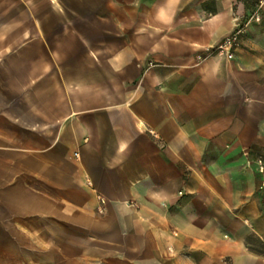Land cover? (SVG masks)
Instances as JSON below:
<instances>
[{
	"label": "crops",
	"instance_id": "0c3cea01",
	"mask_svg": "<svg viewBox=\"0 0 264 264\" xmlns=\"http://www.w3.org/2000/svg\"><path fill=\"white\" fill-rule=\"evenodd\" d=\"M261 166L264 0H0V264H264Z\"/></svg>",
	"mask_w": 264,
	"mask_h": 264
},
{
	"label": "built area",
	"instance_id": "2783aa9c",
	"mask_svg": "<svg viewBox=\"0 0 264 264\" xmlns=\"http://www.w3.org/2000/svg\"><path fill=\"white\" fill-rule=\"evenodd\" d=\"M258 21L259 18L256 17ZM240 31H234L228 37H226L218 46L207 51L209 56H217L231 60L234 56V50L239 45ZM77 156V155H76ZM260 170L263 171L264 168L261 166ZM176 235V234H175Z\"/></svg>",
	"mask_w": 264,
	"mask_h": 264
},
{
	"label": "trees",
	"instance_id": "16d2710c",
	"mask_svg": "<svg viewBox=\"0 0 264 264\" xmlns=\"http://www.w3.org/2000/svg\"><path fill=\"white\" fill-rule=\"evenodd\" d=\"M258 2V1H257Z\"/></svg>",
	"mask_w": 264,
	"mask_h": 264
}]
</instances>
